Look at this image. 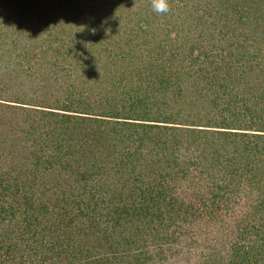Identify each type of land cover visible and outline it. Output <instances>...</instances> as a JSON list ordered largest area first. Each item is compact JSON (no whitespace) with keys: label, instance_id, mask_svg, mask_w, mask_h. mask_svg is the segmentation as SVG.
I'll return each mask as SVG.
<instances>
[{"label":"rangeland","instance_id":"rangeland-1","mask_svg":"<svg viewBox=\"0 0 264 264\" xmlns=\"http://www.w3.org/2000/svg\"><path fill=\"white\" fill-rule=\"evenodd\" d=\"M148 1L0 0V264L263 252L264 141L231 133L264 135V0ZM63 107L98 124L39 112Z\"/></svg>","mask_w":264,"mask_h":264},{"label":"trees","instance_id":"trees-1","mask_svg":"<svg viewBox=\"0 0 264 264\" xmlns=\"http://www.w3.org/2000/svg\"><path fill=\"white\" fill-rule=\"evenodd\" d=\"M168 1V0H167ZM182 2H185V6H187L188 5V3L190 2V0H182ZM149 5L152 7V0H149L148 1V3H147V7H149ZM200 20V19H199ZM201 21V20H200ZM141 23L143 24L144 23V20H142L141 21ZM198 25H199V23H198ZM200 25H201V23H200ZM199 25V26H200ZM150 27V23H148L146 20H145V30L146 29H148ZM196 27H198L197 25H196ZM146 32V31H145ZM167 33V32H166ZM176 35H178V37H179V34L176 32L175 33ZM156 36H154V38H155ZM201 36L200 35H197L196 36V38L195 39H198V38H200ZM176 38V37H175ZM161 52H160V51ZM163 51H164V48L162 49L161 47H157V53H156V55H157V58H159L160 57V55L163 53ZM161 67V66H160ZM160 67H159V69L157 70H154L153 71V73L151 74V78H152V81H153V83H154V86L155 85H158V87H160V91L161 90H164V89H166V88H169V80H166V79H164L165 77H163V72H160L159 70H160ZM150 69H148V71H149ZM178 73V72H177ZM177 75V74H176ZM175 79L177 78V76H175L174 77ZM151 88H154L153 86H151ZM142 103V102H141ZM144 103V102H143ZM142 103V104H143ZM44 108V107H43ZM45 109V108H44ZM47 109H51V110H55V111H58V113H54V112H45V111H39V112H41L40 114H41V116L42 117H46V118H49V119H55L57 122H59L58 121V118H60L61 119V123H64V124H70V125H73L74 127H78V126H80L79 128L81 129V132H85L86 133V126L85 125H96V124H98V122H97V120L96 119H93L94 121H91V119H87V118H85V117H82V116H79L80 118H78V116H71V115H66V113H72V114H86V113H75V112H73L74 111V109H71L70 107H63V108H61V109H52V108H47ZM60 112H63V113H60ZM44 113H46V114H44ZM90 115H92V114H90ZM93 116V115H92ZM82 118V119H81ZM133 118V117H132ZM135 118H137V117H135ZM132 120V119H131ZM136 120H139V119H136ZM86 121V122H85ZM57 122H56V124H57ZM88 123V124H87ZM125 124V123H124ZM103 125H107V124H105V123H103ZM131 125H133L134 127H137V128H140V129H142L143 130V132L145 131V125H140V124H131ZM54 128H55V124H54ZM68 128V127H67ZM69 129V128H68ZM70 130V129H69ZM263 131L262 132H264V129H262ZM55 132H56V129H55ZM216 133H219V132H216ZM96 135H98L99 133H95ZM85 135V134H84ZM231 135L235 138V140L237 141H240V140H242V142L243 141H247V139L249 140V139H251V138H253L255 141H264V135H251V134H246V133H241V134H237V133H231ZM145 136V134H143L142 133V138H141V140H142V142H144L145 141V138H143ZM62 140H67V139H62ZM153 142V141H152ZM68 143H70V142H68ZM71 144V143H70ZM154 144H156V143H154ZM244 144H246V145H251V146H253L255 143H252V142H246V143H244ZM71 146H73L72 144H71ZM142 146V145H141ZM140 146V147H141ZM139 147V148H140ZM139 148H137V149H139ZM72 150H70L69 149V147H66L65 145H60L59 147H56V149H55V153L57 154V156H59V157H64V156H67V154H72ZM136 155V154H135ZM33 157V159H35L34 158V156H32ZM139 158H141L140 156H139ZM140 160H142V158L140 159ZM143 161V160H142ZM144 162V161H143ZM61 167H62V165H61ZM61 171H64V168L62 167L61 168ZM78 173H80V171H78V172H75V174L76 175H78ZM154 180H152L151 181V183L153 182ZM152 187H156V185H154V184H151V187L150 188H152ZM3 191H5V190H3ZM157 193H155V194H153V192H152V189H150V195L151 196H149V199H152V200H148L147 202H148V204L149 205H151V206H153V207H157V204H156V202H157V200H159V198H160V196H158V195H156ZM141 206H132L130 209H131V211H133V212H135V213H137L138 211H143V213L144 214H140V215H138V219H141V220H145V210H147V208L145 209V207L143 206V204H141V203H139ZM241 223V222H240ZM241 225H242V223H241ZM107 236H109V237H113L111 234H108ZM109 240V239H108ZM262 244H261V242H260V244L258 245V247H257V250H256V254H254V255H247V254H242L240 257H238V256H236V251L233 253V255H232V261H233V263L232 264H258V262L261 260V259H259L258 258V256H260L261 254H263L264 253V248H263V252H262V250H261V248H262ZM239 260V261H238ZM263 264H264V262H263Z\"/></svg>","mask_w":264,"mask_h":264},{"label":"clouds","instance_id":"clouds-1","mask_svg":"<svg viewBox=\"0 0 264 264\" xmlns=\"http://www.w3.org/2000/svg\"><path fill=\"white\" fill-rule=\"evenodd\" d=\"M152 8L158 14H167L170 11L167 0H152Z\"/></svg>","mask_w":264,"mask_h":264}]
</instances>
